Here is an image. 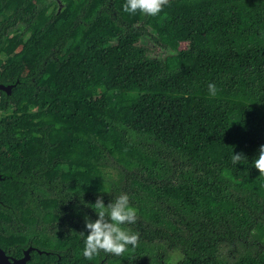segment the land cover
Returning a JSON list of instances; mask_svg holds the SVG:
<instances>
[{
	"label": "trees",
	"instance_id": "16d2710c",
	"mask_svg": "<svg viewBox=\"0 0 264 264\" xmlns=\"http://www.w3.org/2000/svg\"><path fill=\"white\" fill-rule=\"evenodd\" d=\"M41 1L0 0L5 255L264 264V176L251 167L264 144V0H168L156 16L116 8L124 0H60L40 26ZM18 26L23 42L9 35ZM143 39L168 53L151 56ZM122 192L135 248L85 260L90 204Z\"/></svg>",
	"mask_w": 264,
	"mask_h": 264
},
{
	"label": "clouds",
	"instance_id": "9594fccd",
	"mask_svg": "<svg viewBox=\"0 0 264 264\" xmlns=\"http://www.w3.org/2000/svg\"><path fill=\"white\" fill-rule=\"evenodd\" d=\"M168 0H124L121 5L123 12L135 14L138 11L148 16L158 15ZM208 93L216 94L214 84L207 85ZM242 155L231 154V161L236 166ZM251 167L258 170L260 176H264V144L260 145ZM83 203V201H81ZM95 213V219L84 217V228L87 232H81L82 248L80 254L85 260L91 261L100 253L112 254L120 257L126 255L130 248H135L138 235L130 231L127 225L136 222V209L129 203L127 193H120L105 205L100 197H97L94 204H90ZM89 207V205H85Z\"/></svg>",
	"mask_w": 264,
	"mask_h": 264
},
{
	"label": "rangeland",
	"instance_id": "374dc122",
	"mask_svg": "<svg viewBox=\"0 0 264 264\" xmlns=\"http://www.w3.org/2000/svg\"><path fill=\"white\" fill-rule=\"evenodd\" d=\"M59 7L60 5H59L58 0H45L39 3H36L35 5L36 13H35V18H34V23L42 26L49 16L57 13L60 10ZM116 8L121 9V5H116ZM9 35L16 37L20 42L25 41L27 38V35H24L23 33L22 26H18L14 30L10 31ZM74 35L72 37H74ZM182 43L183 42H181V44ZM142 44H144L151 50L152 52L151 56L153 57H162L166 53H168L167 51L160 49L159 46H156L145 39L142 40ZM119 148L121 147L119 146ZM172 256H175V255H172Z\"/></svg>",
	"mask_w": 264,
	"mask_h": 264
},
{
	"label": "water",
	"instance_id": "95a60500",
	"mask_svg": "<svg viewBox=\"0 0 264 264\" xmlns=\"http://www.w3.org/2000/svg\"><path fill=\"white\" fill-rule=\"evenodd\" d=\"M0 91L9 94L11 91V86H3L0 84ZM34 250L29 247L23 252V256L20 259H12L5 255V253L0 249V264H27L30 260L29 253Z\"/></svg>",
	"mask_w": 264,
	"mask_h": 264
},
{
	"label": "flooded vegetation",
	"instance_id": "af4514ba",
	"mask_svg": "<svg viewBox=\"0 0 264 264\" xmlns=\"http://www.w3.org/2000/svg\"><path fill=\"white\" fill-rule=\"evenodd\" d=\"M41 2H42V1H41ZM58 2H59V5H60V7H59V8H60V10H61V9H62V3H61V1H60V0H58ZM37 3H39V2H37ZM35 5H36V3L34 4V8H35ZM60 10H59V11H60ZM59 11H58V12H59ZM34 12L36 13V10H34ZM49 17H50V16H49ZM49 17H48V18H49ZM34 18H35V16H34ZM46 21H47V20H46ZM46 21H45V22H46ZM44 24H45V23H44ZM44 24H43V25H44ZM24 35H27V36H28V35H29V33H25Z\"/></svg>",
	"mask_w": 264,
	"mask_h": 264
}]
</instances>
